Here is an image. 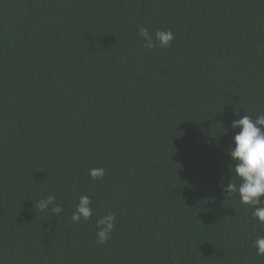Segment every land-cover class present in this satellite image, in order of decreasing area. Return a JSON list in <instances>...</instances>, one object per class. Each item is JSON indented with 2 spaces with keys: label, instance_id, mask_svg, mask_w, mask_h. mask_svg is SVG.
<instances>
[{
  "label": "trees",
  "instance_id": "obj_1",
  "mask_svg": "<svg viewBox=\"0 0 264 264\" xmlns=\"http://www.w3.org/2000/svg\"><path fill=\"white\" fill-rule=\"evenodd\" d=\"M246 112L264 113V0H0V264H264V226L222 190ZM49 195L60 214L35 207Z\"/></svg>",
  "mask_w": 264,
  "mask_h": 264
},
{
  "label": "clouds",
  "instance_id": "obj_2",
  "mask_svg": "<svg viewBox=\"0 0 264 264\" xmlns=\"http://www.w3.org/2000/svg\"><path fill=\"white\" fill-rule=\"evenodd\" d=\"M138 36L144 41L146 49H160L171 47L174 42V33L169 30H157L155 36L147 27L138 28ZM247 113V112H246ZM239 116V112L236 113ZM232 128L239 129L234 135L233 144L227 150V155L234 162L229 165V171L233 174L222 190L229 194H238L240 203L251 206L253 219L264 226V113H258L255 118L248 113L243 117L232 121ZM93 181L103 179L106 174L104 168L96 167L88 170ZM236 181V182H234ZM35 207L40 211L50 210L54 214L63 211L62 206L56 203L54 195L42 198ZM93 216L92 202L89 196L81 195L75 210L71 215L73 223L82 220L88 221ZM116 215L108 212L96 221L97 243L105 244L116 227ZM252 246L257 249V255L264 257V235H258Z\"/></svg>",
  "mask_w": 264,
  "mask_h": 264
}]
</instances>
